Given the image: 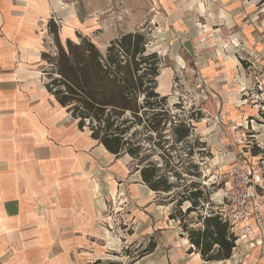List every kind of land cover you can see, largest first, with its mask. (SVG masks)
Masks as SVG:
<instances>
[{"label": "rangeland", "instance_id": "obj_1", "mask_svg": "<svg viewBox=\"0 0 264 264\" xmlns=\"http://www.w3.org/2000/svg\"><path fill=\"white\" fill-rule=\"evenodd\" d=\"M50 7V16L56 22V33L62 44L66 39L78 41L77 35H80L104 51L109 42L122 34L140 31L149 37L148 52H156L162 60L157 92L167 97L173 116L185 120L191 116L197 118L192 125L199 142L211 136L210 146L218 147L212 151L206 143L208 156L200 165V181L211 202L206 208H219L221 180L228 168L217 153L233 139H241L243 145L248 146L243 150H250L249 156H253V152L258 155L251 161L259 166L263 187L257 192L264 198V0L259 8L260 18L255 22L261 33L251 47L246 46L245 37L219 32L198 40L185 32L180 35L173 25L148 18L151 9L146 0H54ZM195 43L199 46L197 50L193 49ZM54 50L46 22L38 24L35 36L12 37L4 35L0 29V114L7 110L6 99L12 95L17 98L13 109L23 107L22 104L42 107L60 115L61 122L74 127L77 136L87 140L89 131H79L76 123L51 101L43 88L42 69L46 64L40 61V54ZM36 125L39 135L43 130L39 123ZM163 135L169 138L166 131ZM64 145L54 146L65 150ZM191 146L196 158L199 146L194 143ZM186 147L185 144L174 146L171 155L175 161L178 155L186 158L182 155ZM93 150L85 149L83 160L88 159ZM95 156L94 162L89 161L91 164H85L79 171L82 175L72 169L74 164H69L68 171L85 179L99 207L35 208L38 212L24 208L21 220L0 227V264H159L170 254L167 245L161 243L159 249L156 247L164 240L163 233L179 230V222H169V215H163L158 221L153 212H147V208L158 207V200L142 187L138 174L134 173V162L127 156L114 158L102 149ZM69 157L71 163L72 155ZM176 172L184 174L181 178L190 179L180 169ZM172 181L180 191L183 182L175 178ZM81 191L79 196H82ZM161 197L167 202L165 194ZM188 206L184 203L180 210ZM168 208L172 212V206ZM195 217L192 213L184 219L189 225ZM44 220L47 228L39 225L38 221L44 224ZM199 226L190 224L189 228ZM41 237L52 238V245L35 240ZM180 238L177 236L176 241L181 244ZM153 243L155 252L147 254L145 251ZM241 247L234 251L235 255ZM260 255L257 252L254 259L243 256L242 260L236 255L232 261L249 264L250 260L251 264H258Z\"/></svg>", "mask_w": 264, "mask_h": 264}, {"label": "trees", "instance_id": "obj_2", "mask_svg": "<svg viewBox=\"0 0 264 264\" xmlns=\"http://www.w3.org/2000/svg\"><path fill=\"white\" fill-rule=\"evenodd\" d=\"M56 27L50 19L47 33L55 50L40 54L46 64L42 74L48 95L108 154L134 162V173L154 192L159 205L172 206L169 219L179 222L191 246L189 252H196L204 262L229 260L237 237L218 209L206 208L211 202L200 181V165L208 155L206 143L194 134L192 124L198 120L173 116L167 97L157 92L162 60L156 52H148L149 37L140 31L122 34L101 51L80 35L78 41L66 39L62 44ZM165 131L169 138L164 137ZM192 143L199 146L196 158ZM179 144L187 146L182 149L186 158L178 155L175 161L171 151ZM178 169L190 179L181 178L184 174ZM173 178L183 182L180 191ZM164 194L167 202L161 197ZM184 203L189 206L182 211ZM192 213L196 217L188 225L184 218ZM190 224L200 226L189 228ZM154 248L153 243L145 252Z\"/></svg>", "mask_w": 264, "mask_h": 264}, {"label": "crops", "instance_id": "obj_3", "mask_svg": "<svg viewBox=\"0 0 264 264\" xmlns=\"http://www.w3.org/2000/svg\"><path fill=\"white\" fill-rule=\"evenodd\" d=\"M146 1L151 9L148 18L162 20L166 25L169 23L180 35L185 32L187 36L195 40L203 36H215L219 32L221 35L245 37L247 38L244 39L246 46L251 47L256 44L255 38L261 33L260 26L255 22L261 15L259 8L262 0ZM53 3L54 0H0V29L7 36H35L40 22H46L47 30L48 21L53 19L50 16V6ZM198 48V44L195 43L193 49ZM48 96L51 101H54L50 95ZM23 97L22 101L25 100ZM15 99L17 100L12 95L8 97L7 110L4 114H0V227L15 224L21 220L24 217V208H31L32 212H38L39 209L35 208L99 207L98 202L93 201V191L90 190L89 184L84 183L85 179L79 176L82 175L79 171L85 164H91L89 161L94 162L95 155H99L101 149L107 153L103 146L92 140L90 136L87 140L84 137L79 138L74 127H68L61 122L60 115L48 112L42 107L22 104L23 107L13 109ZM55 104L69 116L65 109L56 102ZM36 123H39L43 130L39 135ZM209 139L211 140V136L204 140L207 147L210 146ZM234 141L233 139L228 142L235 151L240 148L248 149V146H238ZM57 143L65 144V150L62 149L63 147L54 146ZM210 147L212 151L218 148L214 145ZM89 148L94 149L92 155L83 160L86 158L83 151ZM221 150H224V147ZM245 152L249 156L250 150ZM70 154L72 155L71 163H69ZM256 157L258 155L253 152V156H249V159L255 160ZM225 163L228 168L229 161ZM69 164H74L72 169L79 175L69 173ZM140 183L147 193L154 195L157 199L154 192L150 191L141 180ZM80 191L82 196L78 195ZM168 207L171 206L158 203L157 208H147V212H153L155 220L160 221L163 215H170L171 211ZM38 222L39 225L47 228L45 220L44 224L41 221ZM35 223L38 225L36 220ZM178 229V231L172 229L163 233L164 240H160L156 248L161 246V243L167 245L170 254L166 255L159 264H180L181 260L185 264H236L232 261L236 255L241 260L243 256L254 259L257 252L259 255L262 254L258 264H264V244L252 248L242 245L238 249L239 254L235 255L233 252L227 261L204 262L199 254L194 251L189 252L191 246L186 235L181 233L180 228ZM177 236L181 237V244L176 241ZM35 240L42 241L43 245H52L53 241L48 237L35 238ZM0 250H2L1 242ZM153 251L151 253L155 252ZM247 251L250 254H246ZM247 262L251 264L250 260Z\"/></svg>", "mask_w": 264, "mask_h": 264}, {"label": "built area", "instance_id": "obj_4", "mask_svg": "<svg viewBox=\"0 0 264 264\" xmlns=\"http://www.w3.org/2000/svg\"><path fill=\"white\" fill-rule=\"evenodd\" d=\"M234 143L243 145L241 139L235 140ZM232 147L228 145L217 153L219 160L229 161V167L221 180L223 188L219 208L216 209L231 225V230L237 237L236 248L239 245H248L251 248L262 246L264 198L257 192L258 188L263 187L260 169L249 159L243 148L235 151Z\"/></svg>", "mask_w": 264, "mask_h": 264}]
</instances>
